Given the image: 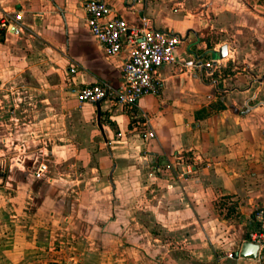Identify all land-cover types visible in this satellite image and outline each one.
<instances>
[{
	"label": "crops",
	"instance_id": "0c3cea01",
	"mask_svg": "<svg viewBox=\"0 0 264 264\" xmlns=\"http://www.w3.org/2000/svg\"><path fill=\"white\" fill-rule=\"evenodd\" d=\"M104 1L181 38L130 109L76 99L128 55L81 0H0V264H264L239 256L264 211V0Z\"/></svg>",
	"mask_w": 264,
	"mask_h": 264
},
{
	"label": "built area",
	"instance_id": "2783aa9c",
	"mask_svg": "<svg viewBox=\"0 0 264 264\" xmlns=\"http://www.w3.org/2000/svg\"><path fill=\"white\" fill-rule=\"evenodd\" d=\"M137 0H127L131 7ZM81 6L86 14V21L92 36L101 44L108 56H116L123 46H127V60L122 67V82L118 88L107 84H93L79 88L76 99L79 103L98 104L102 101H112L127 108H133L138 100L147 95H157L159 80L157 70L176 61V50L181 38L166 32L147 30L143 27L129 24L125 19L112 14L111 8L104 0H81ZM1 27L4 24H0ZM218 60L200 63L207 70L214 68ZM152 138L153 133H146ZM180 159V158H178ZM16 163L23 164L24 158H17ZM10 163V162H9ZM179 165L181 160L178 161ZM170 168L171 165H168ZM43 166L39 165L34 176L42 174ZM191 173V167L186 165L177 177L186 180ZM249 242L258 248H264V211L257 230L249 235ZM231 252H221L217 256V264H226L224 260L233 259Z\"/></svg>",
	"mask_w": 264,
	"mask_h": 264
},
{
	"label": "water",
	"instance_id": "95a60500",
	"mask_svg": "<svg viewBox=\"0 0 264 264\" xmlns=\"http://www.w3.org/2000/svg\"><path fill=\"white\" fill-rule=\"evenodd\" d=\"M225 56V47L219 50L218 57L222 58ZM258 246L251 242H243L240 247L239 256L242 258L254 259L257 256Z\"/></svg>",
	"mask_w": 264,
	"mask_h": 264
},
{
	"label": "rangeland",
	"instance_id": "374dc122",
	"mask_svg": "<svg viewBox=\"0 0 264 264\" xmlns=\"http://www.w3.org/2000/svg\"><path fill=\"white\" fill-rule=\"evenodd\" d=\"M261 2H262V0H261ZM257 6H259V5H257Z\"/></svg>",
	"mask_w": 264,
	"mask_h": 264
}]
</instances>
